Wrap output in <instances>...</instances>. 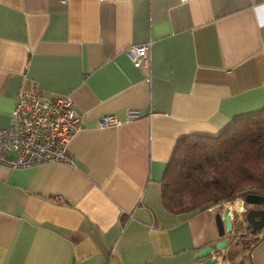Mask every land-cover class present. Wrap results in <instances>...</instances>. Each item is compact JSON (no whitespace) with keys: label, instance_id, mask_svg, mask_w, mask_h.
Listing matches in <instances>:
<instances>
[{"label":"crops","instance_id":"obj_1","mask_svg":"<svg viewBox=\"0 0 264 264\" xmlns=\"http://www.w3.org/2000/svg\"><path fill=\"white\" fill-rule=\"evenodd\" d=\"M20 91L71 97L83 128L72 163L0 166V264H193L223 206L168 211L163 175L180 139L264 109V0H0V130ZM236 209L215 256L264 264Z\"/></svg>","mask_w":264,"mask_h":264},{"label":"trees","instance_id":"obj_2","mask_svg":"<svg viewBox=\"0 0 264 264\" xmlns=\"http://www.w3.org/2000/svg\"><path fill=\"white\" fill-rule=\"evenodd\" d=\"M247 194L264 196V109L234 118L215 136L180 139L162 179L163 206L177 214L190 215ZM250 236L247 232L240 239ZM239 240L244 251L254 243Z\"/></svg>","mask_w":264,"mask_h":264},{"label":"built area","instance_id":"obj_3","mask_svg":"<svg viewBox=\"0 0 264 264\" xmlns=\"http://www.w3.org/2000/svg\"><path fill=\"white\" fill-rule=\"evenodd\" d=\"M126 54L134 67L149 68L151 43L131 46ZM137 115V112H132L129 117ZM119 123L116 118L106 115L98 125L103 128ZM82 128L71 97L46 99L38 93L20 91L11 112L10 125L0 130V166L15 170L42 164L72 163L68 144ZM236 200L240 202L236 211L243 213L244 198ZM228 203L231 202L223 204V209L232 215L233 210L227 207ZM125 223L126 219L121 217L120 224ZM221 259L214 256L216 264Z\"/></svg>","mask_w":264,"mask_h":264},{"label":"water","instance_id":"obj_4","mask_svg":"<svg viewBox=\"0 0 264 264\" xmlns=\"http://www.w3.org/2000/svg\"><path fill=\"white\" fill-rule=\"evenodd\" d=\"M244 203L247 205H264V196L256 194H247L244 197ZM232 213V212H231ZM231 213L228 210L219 212L215 214V221L218 230L219 240L213 245H206L203 248L199 249L193 257V264H216L214 260L215 254L221 253L229 244L230 239L227 237L228 234L233 229V223L231 221ZM245 221L248 228L250 229L249 234H256L257 231H263L259 241L264 238V210L261 209H250L245 213ZM259 241L251 246L250 250L254 248ZM247 260L251 263L250 252L247 253ZM236 255L227 257L222 256V259L225 260L224 264H231L236 260ZM235 264H247L244 259L236 261Z\"/></svg>","mask_w":264,"mask_h":264},{"label":"flooded vegetation","instance_id":"obj_5","mask_svg":"<svg viewBox=\"0 0 264 264\" xmlns=\"http://www.w3.org/2000/svg\"><path fill=\"white\" fill-rule=\"evenodd\" d=\"M232 203V202H231ZM246 204V203H245ZM250 209H261V210H264V205H249V207H246V209H245V213L248 211V210H250ZM244 213V214H245ZM243 214V215H244ZM244 223H245V225H246V227H247V232L250 230V229H248V226H247V223H246V221H245V216H244ZM262 231H263V228H262V230L259 232V231H257L256 232V234H254V236H257L258 234L259 235H261V233H262ZM252 235V234H251ZM222 257V256H221ZM245 261V260H244ZM225 263V260L224 259H221L220 260V262L218 263V264H224ZM232 264V263H231Z\"/></svg>","mask_w":264,"mask_h":264},{"label":"rangeland","instance_id":"obj_6","mask_svg":"<svg viewBox=\"0 0 264 264\" xmlns=\"http://www.w3.org/2000/svg\"><path fill=\"white\" fill-rule=\"evenodd\" d=\"M238 198H239V197H238ZM238 198H236V199H238ZM236 199H235V200H236ZM235 200H233V201H235ZM229 202H232V201H229ZM225 203H227V202H225ZM225 203H221L220 206H223V204H225ZM213 206H214V205H213ZM246 207H249V205L243 203V208L246 209ZM245 215H246V214H244V216H245ZM256 239H257V237H256ZM240 240L243 241V242L246 240L247 242L250 243L251 241H253V236L247 237V238H245L244 240H243V239H240ZM240 240H239V241H240ZM255 242H256V241H255ZM255 242H254V243H255ZM254 243H253V244H254ZM253 244H252V245H253ZM252 245H251V246H252Z\"/></svg>","mask_w":264,"mask_h":264},{"label":"bare ground","instance_id":"obj_7","mask_svg":"<svg viewBox=\"0 0 264 264\" xmlns=\"http://www.w3.org/2000/svg\"><path fill=\"white\" fill-rule=\"evenodd\" d=\"M239 204H240V202L238 201V200H236V201H233L232 203H228L227 204V207L229 208V209H236V208H238L239 207ZM239 212V211H238Z\"/></svg>","mask_w":264,"mask_h":264}]
</instances>
